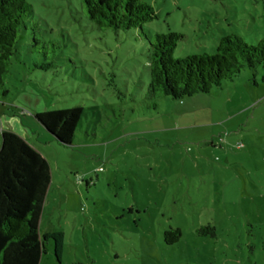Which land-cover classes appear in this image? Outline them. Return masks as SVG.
Instances as JSON below:
<instances>
[{
    "label": "rangeland",
    "instance_id": "374dc122",
    "mask_svg": "<svg viewBox=\"0 0 264 264\" xmlns=\"http://www.w3.org/2000/svg\"><path fill=\"white\" fill-rule=\"evenodd\" d=\"M25 1L0 131L49 165L39 231L61 232L63 246L57 262L46 242L39 264H264V68L152 99L144 38L181 34L175 59L211 54L230 34L254 45L264 0H140L156 19L126 32L97 31L82 0ZM77 105L72 144L47 141L33 116ZM205 225L214 238L196 235ZM169 229L181 233L173 245Z\"/></svg>",
    "mask_w": 264,
    "mask_h": 264
},
{
    "label": "trees",
    "instance_id": "16d2710c",
    "mask_svg": "<svg viewBox=\"0 0 264 264\" xmlns=\"http://www.w3.org/2000/svg\"><path fill=\"white\" fill-rule=\"evenodd\" d=\"M88 22L99 32L130 31L156 19L154 9L140 0H82ZM31 6L25 0H0V98L6 96L5 79L17 53L19 34L26 29ZM147 40V93L152 99L180 101L206 94L223 82L231 81L244 69L264 68V38L247 45L230 34L219 38L211 54L173 58L183 36L155 33ZM49 65L40 66L47 69ZM82 108L73 106L37 113L35 122L47 141L70 146ZM50 185V169L45 158L18 134L0 131V264H39L45 243L52 242L58 262L63 234H40L39 225ZM198 237L214 238L210 225L196 230ZM164 242L173 245L181 237L178 229L163 233Z\"/></svg>",
    "mask_w": 264,
    "mask_h": 264
}]
</instances>
